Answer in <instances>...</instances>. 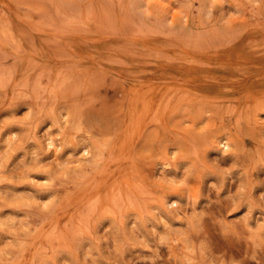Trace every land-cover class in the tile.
Returning a JSON list of instances; mask_svg holds the SVG:
<instances>
[{
	"label": "rangeland",
	"instance_id": "1",
	"mask_svg": "<svg viewBox=\"0 0 264 264\" xmlns=\"http://www.w3.org/2000/svg\"><path fill=\"white\" fill-rule=\"evenodd\" d=\"M0 264H264V0H0Z\"/></svg>",
	"mask_w": 264,
	"mask_h": 264
},
{
	"label": "bare ground",
	"instance_id": "2",
	"mask_svg": "<svg viewBox=\"0 0 264 264\" xmlns=\"http://www.w3.org/2000/svg\"><path fill=\"white\" fill-rule=\"evenodd\" d=\"M258 137V136H257ZM261 137H263V136H261ZM259 138V137H258ZM222 145H224V143L222 144Z\"/></svg>",
	"mask_w": 264,
	"mask_h": 264
}]
</instances>
